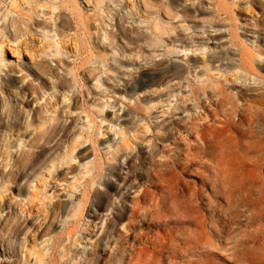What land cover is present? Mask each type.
Masks as SVG:
<instances>
[{
  "label": "rangeland",
  "instance_id": "374dc122",
  "mask_svg": "<svg viewBox=\"0 0 264 264\" xmlns=\"http://www.w3.org/2000/svg\"><path fill=\"white\" fill-rule=\"evenodd\" d=\"M90 4L0 0V264H264V213L222 209L264 183V110L257 138L215 101L264 99V0Z\"/></svg>",
  "mask_w": 264,
  "mask_h": 264
},
{
  "label": "bare ground",
  "instance_id": "6f19581e",
  "mask_svg": "<svg viewBox=\"0 0 264 264\" xmlns=\"http://www.w3.org/2000/svg\"><path fill=\"white\" fill-rule=\"evenodd\" d=\"M12 51V50H11ZM3 59V51L0 50V60L2 61ZM244 59V58H243ZM245 61V60H244ZM232 97H228V98H222L219 94L215 95V101H217L219 103V105L221 106V109L224 113V115L226 116V118L224 119V123L226 121L230 120V113L228 112V107L227 104L228 102L232 104L231 109H233V111H236L239 108L243 109V115H242V122H245L247 124V130L246 132H250L252 134H255V136L258 138L259 134L256 133V121L260 118L262 111L264 109H262V107L260 106V104H262L264 102V99L259 96L256 95L254 97H252L251 99H246L245 101H240L238 98L236 100L231 101ZM211 101V100H210ZM209 101V102H210ZM210 113L213 116H216V114H213L211 111ZM178 122L179 120H175ZM206 123H204V125H206ZM204 132H205V127H199L198 125H195L194 127H190L187 129V135H195L197 137H199L203 143H205L204 140ZM124 146V151H129L130 149H132L131 145L126 143ZM99 165H98V169L99 172L96 173V175L92 178L93 183H95L97 181V179L102 176L103 171H104V162L103 159L99 158ZM23 174H19L17 175L16 179H17V183L19 184V180L22 178ZM139 187V186H138ZM142 189H140L138 192L139 194L135 196V200L134 203L132 205L134 210H138L142 204L143 198L142 197ZM237 191H240V193L237 194ZM84 195V194H83ZM86 198H88V194H86L85 196ZM264 183L262 185H259L258 187H255L254 185H251L249 187H246L243 189V186H238L236 187L230 194L227 195V206L226 207H222L223 211L227 214L228 216V221L230 223H235L236 220H238L237 217H242L244 215L247 216V225L249 224H253L256 222H259L262 220V215L264 213ZM72 206L71 205V201H66V203L64 202H60L58 204V202H56L53 206V214H56L58 212H61L62 208L65 206ZM79 208L80 205L77 206V209L75 211V215L78 214L79 212ZM46 212V210H45ZM47 214V212H46ZM120 217H123V215H121ZM185 231H188L187 228L184 229ZM124 230H122L121 235H124ZM146 243V242H145Z\"/></svg>",
  "mask_w": 264,
  "mask_h": 264
},
{
  "label": "snow or ice",
  "instance_id": "6c2138e0",
  "mask_svg": "<svg viewBox=\"0 0 264 264\" xmlns=\"http://www.w3.org/2000/svg\"><path fill=\"white\" fill-rule=\"evenodd\" d=\"M81 2L84 3L85 6H89V7L91 6V4H90V0H81ZM52 4H53V5L58 4V0H52ZM96 6L99 7L98 4H97ZM45 7H50V8H51V11H52L53 14H55V13L58 11V8H57V7H52L51 5H45ZM64 7H65V9L67 10V5H64ZM66 18H67L68 20H71V19H72V16L69 15V16H67ZM45 19H46V20H50V17H45ZM53 23H54V21H53ZM258 64H259V66L261 67V70L264 71V59L259 60V61H258ZM30 70H31V68H30Z\"/></svg>",
  "mask_w": 264,
  "mask_h": 264
}]
</instances>
